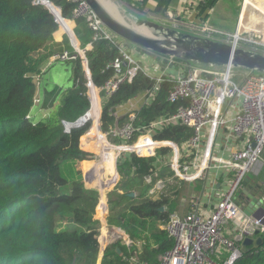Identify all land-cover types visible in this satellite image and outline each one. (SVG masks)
I'll return each mask as SVG.
<instances>
[{"label":"trees","instance_id":"trees-1","mask_svg":"<svg viewBox=\"0 0 264 264\" xmlns=\"http://www.w3.org/2000/svg\"><path fill=\"white\" fill-rule=\"evenodd\" d=\"M49 1L47 5L53 13L57 14L59 7L62 18L75 22L74 33L84 50L91 82L100 87L112 77L111 62L127 45L119 44L114 37L93 38L95 30L85 18L73 15L76 0ZM57 30L58 22L41 2L0 0V264H97L98 260L100 221L93 215L98 198L94 190L93 194L84 189L77 168L79 161L92 155L80 145L87 125L64 132L60 123L62 119H77L89 108L88 80L67 36L63 34L59 42L53 40ZM88 42L90 47L86 48ZM56 46H60L58 51L76 54L75 58L57 61L42 71L50 54L57 52ZM178 60L185 65L191 63ZM173 82V78L167 77L160 82L150 104L139 112L143 121L175 110L177 101L168 99ZM154 83V76L139 70L110 96L101 92L100 130L122 124L127 113L116 115L111 108L117 109L145 94ZM36 92L41 97L38 104H33ZM43 107L48 109L45 116L37 111ZM96 108H92L94 118L87 133L94 137L98 135ZM31 110L33 116L26 117ZM190 135L187 126L171 124L159 129L153 139L181 144ZM100 139L103 142L102 136ZM136 147L142 153L149 149L142 138ZM158 150L167 152L170 147L161 146ZM133 161L131 153L117 159L116 187L121 193L109 201L107 223L140 240V249L133 246L130 252L140 260L155 263L159 254L169 250L173 243L162 227L170 211L164 207L166 197L153 198L148 192L160 175L150 174L152 181L145 182V174L137 172ZM129 192L133 195L129 196ZM105 201L100 199L98 213ZM160 206L163 210H159ZM119 248L117 252L114 247H106L100 264H125L128 251ZM225 256L226 253L221 255ZM231 264H264V236L259 244L248 245Z\"/></svg>","mask_w":264,"mask_h":264},{"label":"built area","instance_id":"built-area-1","mask_svg":"<svg viewBox=\"0 0 264 264\" xmlns=\"http://www.w3.org/2000/svg\"><path fill=\"white\" fill-rule=\"evenodd\" d=\"M37 1L43 5V2H49V0ZM76 1L78 5L73 15L85 18L89 26L95 30L93 38L99 36L113 40L112 33L99 21L85 0ZM204 31L207 34L230 39L231 41L227 42L234 46L241 38L239 27L232 33L210 27H204L202 32ZM248 41L255 43V46L260 48V53L264 54V35L256 39L248 38ZM89 47L88 42L86 48ZM75 51L84 68L86 58L83 48ZM120 51V56L111 62L112 77L100 87L95 85L92 88L88 87L89 108L92 106L93 97L98 98V92L108 97L120 84L130 82L139 70L144 71L129 50L122 47ZM76 54H71L67 50L53 52L42 67V71L57 61L75 58ZM187 67L181 76L175 78L168 93L169 100L177 101L175 110L168 115L148 121H143L139 117L138 110L125 111L127 118L122 124L115 123L108 130L100 133L104 138L109 137V140L105 142V149L117 151L118 147H126L124 150H135L141 153L136 143L142 138L144 146L149 148L147 151L161 146L174 149V157L169 164L178 178L193 179L201 176L204 169L210 166L211 160H216L227 169L235 171V177L206 216L196 208L186 213L176 211L169 213L162 227L172 238L173 243L169 250L159 254L155 263L140 260L134 252H130L133 246L140 249V240L132 239L121 227L109 224L107 220L106 223L100 224L97 236L99 247L113 242L116 245L120 244L128 251V255L124 257L125 264H231L241 253V241L245 236L253 238L264 236V212L258 216L246 215L235 199L239 179L246 172L257 174L259 171L256 167L261 164V152L264 149V72L249 69L235 70L234 68L239 66L229 63L216 67L197 64H190ZM241 73H243L241 78L237 79ZM164 78L162 74L156 76L153 88L145 92L146 106L150 104ZM40 97V94L36 92L33 104H38ZM89 108L78 117L81 118L79 121L62 119L60 122L62 130L69 132L71 128L82 126L92 120L87 112ZM37 111L42 116L48 113V109L44 107L38 108ZM32 116V110L26 114V117ZM99 117L98 105L97 125ZM226 122L236 144L227 158L216 157L205 150L212 146L218 128ZM171 124L187 126L191 129V135L181 144L170 140L153 139V135L159 129ZM116 140L119 141L118 144L114 143ZM152 143H154L153 147L150 146ZM179 149L186 152L192 150L193 161H180L179 156L175 154V151L177 153ZM144 180L150 183L151 175H144ZM262 182L264 184V179ZM162 186L163 181L158 178L149 188V194L154 197ZM226 224L231 225L233 230L231 234L226 232ZM101 253L102 248L98 255ZM223 253H226L225 257H221Z\"/></svg>","mask_w":264,"mask_h":264},{"label":"crops","instance_id":"crops-1","mask_svg":"<svg viewBox=\"0 0 264 264\" xmlns=\"http://www.w3.org/2000/svg\"><path fill=\"white\" fill-rule=\"evenodd\" d=\"M114 2L110 4L114 5L115 13L116 11H123L126 15L140 16L149 19L157 18H171L175 24H183L187 26L185 30L190 33L198 34L197 32L202 31L204 27H210L225 32H233L239 27L241 31L249 32L251 34L258 33L260 36L264 35V0H214L212 4L207 3L209 0H112ZM119 14V12H118ZM121 14V13H120ZM119 14V15H120ZM121 16V15H120ZM62 22L61 29L64 31L68 28L66 22L60 19ZM124 21V20H123ZM66 23V24H65ZM54 36V35H53ZM121 45L126 47L129 44L122 42ZM133 55V52H131ZM137 62L140 63L144 72L150 73L145 64L149 58L147 56L139 55L138 57L133 55ZM188 65H186L187 67ZM152 68H150L151 70ZM184 72V71H183ZM157 76V74H156ZM155 76V77H156ZM167 78H172L165 76ZM146 105L144 101V94L137 95L131 100L127 101L122 107V111H127L134 108H140ZM94 107V104L92 108ZM92 108L89 110L88 115L93 121ZM98 110V107L96 108ZM98 113V111H97ZM91 140L92 145L95 147L97 154L95 155L94 163L92 168L95 173V184L98 194H104L107 196L109 191L107 188L110 185V179L114 174V153L105 149L106 144L103 140L101 142V134L98 131L97 137L88 135ZM138 143V142H137ZM136 143V144H137ZM235 141L230 135L228 129V123L220 126L215 135L212 146L208 150L209 154L216 157L227 158L229 156L230 150L234 148ZM96 145V146H95ZM204 148V144L202 145ZM123 148H116L117 151ZM116 152V151H114ZM203 149L201 150V153ZM263 157L256 169L259 171L254 174V178L246 179L243 181V186L239 187L237 195L242 197V204L250 205L253 198H257V189L253 190L255 182H259L261 188H264L263 179H259L260 175L264 171V149L262 150ZM262 156V154H261ZM215 163H210L209 168H205L202 175L200 176V181L193 185V191H189L187 187L191 184L189 181L193 179H184L186 183L185 189L182 192L187 193V196L191 197L188 199V203L183 201L179 205V210H172L178 213H186L193 208H196L202 215H207L216 204L220 196L228 189L229 182L227 178L228 169L220 164L218 161H212ZM110 174L108 178L107 175ZM257 175V176H256ZM109 176V175H108ZM182 182V181H181ZM109 183V184H108ZM180 186L176 188L177 193ZM260 190V189H258ZM180 192V191H179ZM159 193V192H158ZM158 193L153 197L156 198ZM187 207V208H186ZM101 212L97 217L100 224L106 223L108 211L105 203L101 204ZM256 207L254 208V210ZM251 215V214H250ZM96 218V217H95ZM225 230L227 233L231 234L233 232L230 224L225 225ZM117 251V250H116ZM120 252V248L119 251ZM102 256L98 255L97 264H100V258Z\"/></svg>","mask_w":264,"mask_h":264},{"label":"rangeland","instance_id":"rangeland-1","mask_svg":"<svg viewBox=\"0 0 264 264\" xmlns=\"http://www.w3.org/2000/svg\"><path fill=\"white\" fill-rule=\"evenodd\" d=\"M106 1H110L111 3L114 2L112 0H106ZM118 12H119V14L121 13L120 14L121 16L118 14ZM118 12L116 11L117 17H119L122 21L124 20L123 21L124 23H126L129 26L134 27V28L139 26L135 22V20L133 19V17L131 15H129V14L126 15L123 11H118ZM65 21H66L68 27L73 32V35L75 36V39L77 40V44H78L79 48H81V46L79 44V40L74 33V23L75 22L71 19H65ZM154 21L157 22L158 24H161L165 27L173 28L177 31L188 32L187 30H185V28L187 26H185L183 24H175L174 21L168 17L163 18V19L157 18ZM150 30L154 36L160 37V35H158L156 30H154L152 27L150 28ZM197 33H198L197 35L207 37V38H213L215 40H220V41H223L226 43H228L227 41H231L230 39L228 40L226 38H222L221 36H218L215 34H207L206 31H204V33L202 31H199ZM228 33H232V32H228ZM63 34H65L64 31H62L58 25V30L54 33L53 40L55 42H59L61 40ZM112 35L114 36V38H116V41H118L119 44H121L122 42H126V44H129V46L126 49L129 50L130 52H133V55H135L137 57L139 55L147 56L149 58V60L147 62H149V63L145 64V65H146V68H148V70L150 71L151 75L154 77L156 76V74H157V76L162 74L163 76L172 77L175 80V78L181 76L183 71L188 68V67H186V65L183 62L179 61L178 58H176L174 56L162 54V56L158 57V56H156L155 53L151 52L152 50L149 51V49H145V48L139 47L133 43H129V42L119 38L118 36L114 35L113 33H112ZM239 35L241 36V38L238 39V41L236 43L237 47L245 49V50H250V51L260 53V48L255 46V43H253L252 41H248V38L256 39V38H260L262 35L260 36L258 33L248 34V32H244L241 30L239 32ZM68 40H69V43L71 44L72 48L75 50V47L73 46L71 40L69 38H68ZM59 49H60V46H58V47L56 46L54 48V50H56V51H58ZM190 64L196 65L194 62H191ZM213 67H216V66H213ZM150 68H152V69L150 70ZM234 69L239 70V71H246L245 70L246 68L241 67V66L235 67ZM242 74L243 73H241L237 77V79H240ZM34 80L35 81L38 80V75L34 76ZM56 81L57 80H55V82ZM86 93H87V96L90 95L89 90H87ZM93 104L96 105L97 107L99 105V116H100L102 105H101V95L99 92H98V98L95 101H93V99H92V106H93ZM89 105H90V103H89ZM124 105L125 104L117 107L116 115H121V114L125 113L124 111L121 110L122 107H124ZM92 106L89 108V110L92 108ZM145 106L146 105H144L140 108L137 107L134 109H137L140 112V110L143 109V107H145ZM89 110L87 112H89ZM86 125H87L86 130L80 136V145L83 148L89 149L91 151L92 155H95V153H96L95 147L92 145L91 140L88 137L89 134L87 135V133L91 129L92 120L87 122ZM99 125H100V117H99ZM47 133H48V131L45 134H47ZM99 133H103V132L100 130ZM106 140L108 141L109 137L104 138V142H107ZM114 143L118 144L119 141L116 140ZM158 149H159V147L153 148L152 151H146L145 153H142V152L138 153L135 150H127V149L119 150L118 152L115 149L107 150V152L113 151V153H114L113 161L115 162L113 165L114 166V174H113V177L110 179V185H109V187H104V189L107 188L109 190L107 192V196L104 194H98V192L96 191L97 184H95V182H94L95 181V173H94L93 169H91L92 165L94 163L95 157H90V158L83 159V160L79 161V163L77 164V168L81 171L84 189L92 192L93 194L96 192L95 195L98 198V202H97L96 207L94 209V214H93L94 217L97 218L100 215V213L102 212V209H100L99 213H98V209L100 208V199L106 200L105 205L107 207V211L109 212L110 207H111V204H109V201H111V199L115 198L117 196V194L121 193V190L118 187H116V183H117V180L119 178L117 168H116V164H117L118 158L123 157V156H127V155H129V153L133 154V156H134L133 163L135 165L134 168L137 170V172L143 173L145 175L146 174H152L153 176L154 175H160V179H162V181H163V186L160 189V191H158L159 193L156 196V198H158L159 196H164L167 198V202H166L164 207L168 211L171 212L173 209L179 210L178 208H179V205L181 204V202L183 201V198L185 199V202L188 203V199L191 197L187 196V193L182 192L183 189H185V187H186L184 185V183H186V181L182 178L176 177L172 171V168L170 167V164H169L171 162L172 158L174 157V149L170 147V150H168L167 152H161ZM114 151H116V152H114ZM175 154H177L179 156V158L181 159L180 161H182V162H192L193 161V151L192 150H189L186 152L182 149H179L177 151V153L175 151ZM261 154H262L261 157H263V153H261ZM212 161L213 160H211L210 163H215ZM227 173H228V175H227L228 182H229V184H231L232 181L234 180V177H235V171L228 169ZM108 175H107V177L109 178L110 174H108ZM254 177H255V175L252 172H246L239 179V181L236 185V193L239 190V187L241 186V183L243 181H245L246 179L254 178ZM258 177H259V179L260 178L263 179L264 178V171L260 175H258ZM200 179L201 178L199 176L196 179H194L193 181H189V182H191V184L187 187L188 192L193 191V185L195 186L197 184V182L200 181ZM179 186H180V188H179L178 193H177L176 188H178ZM181 197H183V198H181ZM141 243L142 242L140 241L139 248L141 247ZM119 246H121V245L120 244L116 245L115 242L110 243L109 245H107V244L103 245V247H101L102 253L106 247H114V249H116V247H119ZM101 248L99 247V252L101 251Z\"/></svg>","mask_w":264,"mask_h":264},{"label":"water","instance_id":"water-1","mask_svg":"<svg viewBox=\"0 0 264 264\" xmlns=\"http://www.w3.org/2000/svg\"><path fill=\"white\" fill-rule=\"evenodd\" d=\"M47 2H43L44 6L53 14L58 25L60 19L66 22L65 18L61 17L59 10L57 14L53 13L47 5ZM85 2L110 32L139 47L164 55L174 56L182 61L194 62L201 66H222L229 63L233 66H241L249 70L264 72V54L245 50L220 40L189 32L177 31L173 28L158 24L153 19L133 16V19L138 25L147 24L160 35V37L154 35L148 36L137 28L124 23L119 17L112 15L100 0H85ZM57 8L59 9V7ZM64 33L71 40L75 50H79L77 40L71 29L69 27L65 28ZM84 69L88 80L87 85L89 88H92L94 85L91 82L86 61L84 63ZM111 112L116 114V108L112 107ZM80 119L77 118L75 121H79ZM97 129L100 130L99 124L97 125ZM91 157H95V155H91ZM128 195L132 196L133 193L129 192ZM235 199L237 205L241 207L243 213L246 215L258 216L261 212H264V207L261 206V202L258 199L253 198L250 205L245 206L242 204V197L240 195H237ZM255 207L256 209L254 210ZM159 210H163V207L160 206ZM260 242L261 238L259 237L253 238L245 236L241 241L240 251H244L248 245H257ZM116 250L118 252L119 248L116 247Z\"/></svg>","mask_w":264,"mask_h":264},{"label":"bare ground","instance_id":"bare-ground-1","mask_svg":"<svg viewBox=\"0 0 264 264\" xmlns=\"http://www.w3.org/2000/svg\"><path fill=\"white\" fill-rule=\"evenodd\" d=\"M104 3V6L107 8V10L114 16L117 17V14L115 13V8L113 5H111L108 1L106 0H101ZM47 2V1H46ZM246 2H248V0H246ZM139 31L143 32L144 34L148 35V36H152L153 34L151 33L150 27L147 24H142L139 25L138 27H136ZM89 113V112H88ZM102 138L104 139L103 135H101Z\"/></svg>","mask_w":264,"mask_h":264},{"label":"flooded vegetation","instance_id":"flooded-vegetation-1","mask_svg":"<svg viewBox=\"0 0 264 264\" xmlns=\"http://www.w3.org/2000/svg\"><path fill=\"white\" fill-rule=\"evenodd\" d=\"M241 186H243V182L241 183ZM253 187H254L253 190H255V188L260 189V190L257 189L256 200L258 199L261 202V206L263 207L264 206V200H263L264 199V188L260 187L259 182H255ZM235 193H236V191H235ZM236 196H237V193L235 194V198H236Z\"/></svg>","mask_w":264,"mask_h":264}]
</instances>
